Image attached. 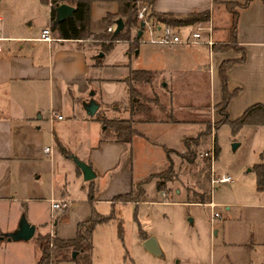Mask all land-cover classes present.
I'll return each instance as SVG.
<instances>
[{"label":"crops","instance_id":"0c3cea01","mask_svg":"<svg viewBox=\"0 0 264 264\" xmlns=\"http://www.w3.org/2000/svg\"><path fill=\"white\" fill-rule=\"evenodd\" d=\"M53 1L57 5L66 3L65 0H0V235L15 231L23 216L34 226L32 237L51 233L58 239H70L78 222L87 219L91 211L99 212L95 209L97 203H110L111 206L113 196L129 190L133 178L128 152L134 148L135 140L148 141L144 135L145 126L157 122H135L133 126L139 134L128 144L112 139L100 141L101 126L96 124L93 127L95 143L92 144L88 131L94 119L75 111L82 101L87 100L85 94L93 85L100 87L98 93L103 97V89L108 91L115 84L125 86L123 78L129 69H144L156 75L166 74V79L160 78V87L168 86L175 91L174 94L171 92L172 97L175 94L181 97L180 81L186 85H199L198 81L202 79L209 99L206 102L209 116L217 121L219 116L215 105L221 97L218 66L224 60H234L226 70L227 90H237L228 101V116H239L248 105L264 104V4L260 0H251L237 13L234 42L239 50H214L204 43L189 46L153 44L162 56L156 53L154 60L150 56L151 64L146 68H130L128 64L114 60L93 66L90 60L95 54H92L90 43L82 48L79 40L59 38L50 29ZM116 1L91 0V33L104 31L103 17L117 10ZM243 1L139 0V3L148 8L150 2L151 9L158 13L207 11L205 24L210 26L213 43L220 45L227 43L230 37L227 34L230 16L224 3ZM46 26L54 38L51 42L39 40L40 31ZM190 26L174 28L182 34ZM191 46H202L205 51L198 48L199 53L197 48L188 49ZM138 48L135 54H139ZM241 52L243 59L238 61ZM125 54L129 55L126 49ZM191 73L196 76H190ZM110 109L113 113L119 112L117 105H111ZM123 110L126 117L120 118H128V101ZM52 114L60 118L51 117ZM173 119L174 122H158H178ZM63 120L65 122L61 125ZM44 147H48V151L44 152ZM72 157L91 168L93 179H82ZM107 172H110L109 185L104 188L97 178ZM89 192H92L91 199L88 198ZM240 195L248 200L240 201L230 196L232 200L215 202L210 196L203 204L210 209L207 264H264V202L254 200L247 190H241ZM52 199L66 200L67 208L51 212L49 202ZM220 206L223 210L216 209ZM212 213L219 217L212 218ZM67 218L70 219L72 235L57 234V224ZM145 239H139L141 246ZM25 242L1 239L0 264H35L39 249L33 243L28 250ZM158 254H161L159 248ZM55 264L75 263L63 261Z\"/></svg>","mask_w":264,"mask_h":264},{"label":"rangeland","instance_id":"374dc122","mask_svg":"<svg viewBox=\"0 0 264 264\" xmlns=\"http://www.w3.org/2000/svg\"><path fill=\"white\" fill-rule=\"evenodd\" d=\"M152 19L149 18L150 21H154ZM202 22H198L197 27L201 28V38L206 39L207 31ZM220 22L222 23V20ZM196 24H192L186 32L194 29ZM109 26L113 29L114 23H110ZM134 33L135 27L130 30L131 38ZM89 43L92 47V54H98V41L90 38L81 41L80 45L86 48L85 46ZM136 43V49L139 47V54H135V50H129V55H127L125 54L126 43L115 42L114 47L103 55L102 62L108 63L114 60L128 64L130 68H141L142 66L146 68L151 64L149 63L151 62L149 61L150 56H153L152 60L156 53L162 56L157 46L144 42ZM215 43L219 44V42ZM193 48H197L199 53L201 51L198 48L205 51L202 46H191L188 49ZM193 74L191 73L190 76L193 77ZM166 76L163 73H157V75L153 73L150 84L133 83L139 93L138 101L149 107V114L157 123H149L145 126L144 135L148 141L135 140L134 148L128 152L130 155L129 168L133 178L132 182L143 180L148 175L158 173L167 167L168 159L165 151L170 149L173 152H170L169 157L178 171L177 179L167 183L168 188L163 191L155 189L154 180L145 182L143 184L145 199L136 204L133 202L115 204L113 202L110 206V203H97L95 207L99 211L97 213L111 216L108 220L96 224L91 233L90 264H207L210 209L203 204L187 203L185 198L193 199L192 191L207 192L208 190L209 196L215 202L232 200L230 196L244 201L248 199H244L245 197L241 196L240 192L247 190L254 200L264 202V187L261 190L256 189L253 171L255 164L264 165V125L246 124L233 129L228 123L218 122L219 117L217 121L211 120L209 107L206 105L209 99L207 92L205 93L203 89L205 83L202 79H198L199 85L195 83L186 85L184 81H180L178 86L182 89L181 97H176V94L172 97V90L168 86L164 89L160 87L162 84L160 78L166 79ZM203 76L205 75H201ZM103 90L104 94L101 97V93H98L100 87L93 85L85 94L87 100L91 98L97 104L99 111L102 112L100 116L126 117V113L123 112V106L128 101L126 87L123 84H115L109 87L108 91ZM90 93L92 95H89ZM111 105H117L119 112L113 113L110 109ZM75 112L85 113L83 101ZM132 116L134 119L144 118L140 112ZM89 117L95 121L92 122L88 131L93 144L95 143L93 127L100 123L96 115ZM166 118H175L178 122L174 124L158 122ZM235 118L236 116L229 117L230 120ZM205 120L210 122V133L205 134L199 140L194 162L192 164L181 162L178 154L184 151L182 136H195L203 130ZM64 122L65 120L61 122V125ZM62 131L67 134V131ZM103 135H106V132ZM233 144L236 146L232 147ZM203 152H207L209 156H200ZM210 156L213 157L212 162ZM205 159L207 163L204 166ZM119 163H122V160ZM222 174L229 175L232 183H212L210 181L212 177ZM109 178L110 172H107L102 178H97V182L101 187L106 188L109 185L107 184ZM216 209L223 210V207ZM61 211L63 210L58 212ZM69 220L67 218V220L59 221L56 226L57 234L71 233L72 227ZM141 233L154 239L161 254L151 253L140 245ZM26 241L28 250L31 244L36 243L37 245L34 236ZM14 251L17 252L15 249ZM19 253H21L20 249Z\"/></svg>","mask_w":264,"mask_h":264},{"label":"trees","instance_id":"16d2710c","mask_svg":"<svg viewBox=\"0 0 264 264\" xmlns=\"http://www.w3.org/2000/svg\"><path fill=\"white\" fill-rule=\"evenodd\" d=\"M251 0H244L242 3L226 2L224 3L225 9L230 16V37L227 43L211 45L214 50H222L226 48H233L239 50L235 46V29L237 13L240 9L244 8ZM264 4V0H260ZM65 2L73 6V12L70 17L58 23H52L54 19L53 8L57 5L53 1L50 10V29L62 39H76L81 41L92 39L98 41L99 52L101 56L97 54L92 55V65L101 66L103 55L109 52L114 46L115 42H126L127 49L133 51L137 47V37H135L136 31L139 27V21L136 19V11L141 3L139 0H117V10L114 13H108L103 17V23L109 25L113 23L115 19L120 18L123 27L116 34H112L111 31H104L101 33H91L89 30V6L91 0H65ZM139 4V5H138ZM148 8L145 13L144 19L153 18L169 27H181L186 25H192L194 23L206 21L208 17L207 11L197 12L190 11L186 14H172V13H158L151 9L150 2H148ZM135 27V33L133 38L130 37L131 28ZM242 50V49H240ZM243 59V52L238 61ZM233 60H224L218 66V76L220 81L221 97L219 102L215 105L217 114L219 115L220 123H228L235 129L242 125H264V104L254 103L246 107L242 113L237 116L234 120H230L226 111V107L229 99L237 92L233 90L229 92L226 88V70L234 63ZM153 72L144 69H129L127 75L123 78V82L126 87L128 96V112L129 117L123 118H108L105 116L98 115L99 111L96 110V115L101 128L100 141L112 139L115 142H121L128 144L131 138L138 135L139 132L133 127V122H154L155 119L149 114V107L144 103L138 101L137 98L139 93L134 88L133 83L150 84ZM142 113L144 118L134 119L132 114ZM164 122H174L173 118H166L159 120ZM204 128L195 136L183 137L182 143L184 151L178 154L181 162L186 164H192L196 158V148L198 147L199 140L207 133H210L209 120H205ZM106 132V135L103 133ZM215 153H216V147ZM61 151L67 154L62 148ZM170 152L173 150L166 149L165 155L168 159V165L162 171L158 173L148 175L143 180L135 181L130 183V188L127 192L118 194L112 197V202H133L138 203L144 201L145 191L143 184L149 180L155 181V189L163 191L167 189V183L177 179L178 171L174 168L173 162L169 157ZM204 166L207 163V159L203 161ZM205 167H203L204 169ZM206 170V169H205ZM256 189L261 190L264 187V165L259 163L253 166ZM207 175V174H206ZM193 199L186 197L185 202H193L199 204H205L209 201V191L199 192L192 191ZM88 198H92V192L88 193ZM111 215L103 216L95 211H91L90 216L87 220L78 222L75 228L74 236L70 239H58L54 234H35V240L39 249V256L35 264H55L63 261H71L75 264H90V250H91V233L96 224L108 220ZM120 232V231H119ZM140 238L143 240L146 238L144 233L140 234ZM5 239V238H4ZM76 252L75 257H71V253Z\"/></svg>","mask_w":264,"mask_h":264},{"label":"built area","instance_id":"2783aa9c","mask_svg":"<svg viewBox=\"0 0 264 264\" xmlns=\"http://www.w3.org/2000/svg\"><path fill=\"white\" fill-rule=\"evenodd\" d=\"M147 11V6L142 4L138 7L136 11V19L137 21L143 22V27L141 29V34L137 37V42H144L149 44H157V45H181V46H189L198 43H204L208 46L213 44V41L210 37V26L203 23L205 29L207 31V38H201V28L197 27L199 23L196 24V27L186 33H179L177 28L169 27L165 24H159L157 22L150 21L149 19H144L145 13ZM202 24V23H200ZM106 31H111V26H106ZM144 35V37L142 36ZM54 38H52L50 34L49 26H46L41 29L39 34V40L45 42H51ZM1 52V46H0ZM51 117H55L57 119L60 118L59 115L52 114ZM43 151H48V147H44ZM200 156H209L207 152L200 153ZM211 157V162L213 157ZM212 183H229L232 181L231 177L227 174L216 175L210 179ZM68 206V202L66 200H50L49 202V209L51 212L64 210ZM212 218H218L219 215L217 213H212Z\"/></svg>","mask_w":264,"mask_h":264},{"label":"water","instance_id":"95a60500","mask_svg":"<svg viewBox=\"0 0 264 264\" xmlns=\"http://www.w3.org/2000/svg\"><path fill=\"white\" fill-rule=\"evenodd\" d=\"M73 9H74L73 6L66 4V3H60V4L56 5L53 8L54 19H53L52 23H58V22L64 20L65 18L70 17L72 15ZM113 23H114V28L112 30V34L114 35L122 29L123 23H122L120 18L115 19ZM142 27H143V22L140 21L139 27H138L136 34H135V37H139V35L141 34ZM97 55L101 56L102 53L99 52ZM89 95H92V93H90ZM83 109H84L86 115L92 116L97 110V104L94 102L93 99L90 98L83 103ZM235 146H236V144L232 145V147H235ZM72 161L74 162L76 167L81 172L82 179L84 181H89V180L93 179L94 173L86 163H84L81 160H78L76 157H72ZM33 232H34V226L27 223L26 220L24 219V217L21 216L19 224H18V228L13 232L1 234L0 240L5 238L9 241L10 240H12V241H26L32 237ZM142 246L147 251L154 253V254H158L157 245H156V243L152 237H147L142 242ZM75 255H76V252L71 253L72 258L75 257Z\"/></svg>","mask_w":264,"mask_h":264}]
</instances>
